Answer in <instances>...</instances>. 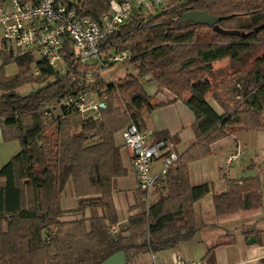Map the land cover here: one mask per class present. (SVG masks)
<instances>
[{
  "label": "trees",
  "instance_id": "1",
  "mask_svg": "<svg viewBox=\"0 0 264 264\" xmlns=\"http://www.w3.org/2000/svg\"><path fill=\"white\" fill-rule=\"evenodd\" d=\"M108 3L77 0L75 5L80 15L97 20ZM191 11L215 17L216 29L184 22ZM99 51L105 62L113 54L128 53L125 63L136 73L107 82L102 70L113 64L100 69L69 55L60 73L30 53L14 55L0 46L1 136L20 147L0 168V264H99L118 251L131 264L142 254L175 249L195 235L194 205L212 191L209 183L191 184L188 165L210 156L211 144L234 127L264 131V0H167L154 13L136 11ZM12 62L19 71L6 76L4 66ZM83 72L91 73L92 83ZM147 76L146 82L156 85L154 95L141 81ZM25 85L38 87L19 94ZM86 92L103 103L97 118L57 106ZM158 94L170 97L157 101ZM176 101L194 114L195 140L176 152V161L157 178L155 201L137 187L139 210L118 227L112 184L127 170L114 135L130 124L139 129L143 114ZM224 181L227 189L213 195L217 216L262 206L259 175ZM68 182L77 197L72 211L82 217L62 221L60 198ZM86 209L91 216H84ZM214 249H207L200 264H215Z\"/></svg>",
  "mask_w": 264,
  "mask_h": 264
},
{
  "label": "crops",
  "instance_id": "2",
  "mask_svg": "<svg viewBox=\"0 0 264 264\" xmlns=\"http://www.w3.org/2000/svg\"><path fill=\"white\" fill-rule=\"evenodd\" d=\"M119 74L121 76L123 72ZM149 79V76L144 78L145 82ZM144 88L149 95H154L157 90L153 81H148ZM161 96L164 98V94H158L156 100H165ZM207 101L217 113H221V109L212 99ZM194 120L193 112L181 101H176L151 113L143 114L139 129L145 133L149 141H155L159 135L166 134L171 137L169 141L173 143L175 151L181 154L195 140L192 131ZM114 143L119 148L122 165L127 170L125 176L114 179L112 184V198L118 215V227H124L128 218L139 210L135 206L137 180L131 168L130 152L123 145L119 132L114 135ZM18 149L20 148L16 141L12 143L2 141L0 130V168L19 151ZM210 149L212 151L210 156L188 165L191 184H210L216 181V187H213V191L209 194L208 205L202 208L200 205L202 199L194 205L197 231L192 239L195 238L199 244L198 256L190 251L189 254L181 252L180 246L185 243L182 242L169 253L163 251L156 254L145 253L138 256L131 264H173L177 256L187 264H197L212 246H215V264H260L264 259V242H257V239L264 241V131L234 127L229 136L211 144ZM250 166L254 167L251 170H254L255 175H259L261 180L262 206L253 210L217 216L213 207V195L227 189L224 177L239 178L241 174L250 171ZM153 167L158 170L161 165L156 162ZM156 197L157 193L153 188L149 196L150 201H155ZM76 206L77 197L72 183L68 182L60 198V207L65 211L61 220L80 219L82 214L72 211ZM98 212L100 213V210ZM84 216H91L89 209L85 210ZM251 238L254 241L249 242ZM199 255L201 258H198Z\"/></svg>",
  "mask_w": 264,
  "mask_h": 264
},
{
  "label": "built area",
  "instance_id": "3",
  "mask_svg": "<svg viewBox=\"0 0 264 264\" xmlns=\"http://www.w3.org/2000/svg\"><path fill=\"white\" fill-rule=\"evenodd\" d=\"M76 1L0 0L1 48L13 53L15 49L17 54L30 53L36 61H43L60 73L66 69L67 55L80 62L94 58L100 69L109 64H123L129 59L128 53L113 54L107 64L100 57V45L136 11L151 14L167 4V0H109L107 11L95 20L80 15ZM83 77L93 82L91 73L83 72ZM101 105L103 103H98L86 92L64 98L57 106H70L85 118H97ZM120 137L130 152L137 187L148 198L157 178L165 176L178 157L174 145L164 139L149 141L134 124L124 127ZM156 162L161 165L158 170L153 167ZM116 231V228L111 229L112 233ZM173 264L187 263L177 256Z\"/></svg>",
  "mask_w": 264,
  "mask_h": 264
},
{
  "label": "rangeland",
  "instance_id": "4",
  "mask_svg": "<svg viewBox=\"0 0 264 264\" xmlns=\"http://www.w3.org/2000/svg\"><path fill=\"white\" fill-rule=\"evenodd\" d=\"M65 2H73L74 0H64ZM1 33H2V31H1V27H0V36H1ZM0 46H1V42H0ZM14 49V48H13ZM17 54V52H16V50L14 49V55H16ZM97 60L96 59H94V58H92V59H88V60H86V61H84L83 63L84 64H88V65H92V64H94V63H97L96 62ZM102 61H104V60H102ZM100 62V61H99ZM98 62V63H99ZM106 63L108 64L109 62H107L106 61ZM99 65H100V63H99ZM100 67V66H99ZM18 71H19V68L17 67V65H16V63H14V62H12V63H9V64H7V65H5L4 66V72H5V74H6V76H14L15 74H17L18 73ZM123 72V75H121L120 76V72ZM136 70H135V68L133 67V66H131V65H128L127 63H123V64H114V65H112V67H110V68H108V70L107 71H104V70H102V78L103 79H105L107 82H113V81H116L118 78H122V77H124V74H127V73H132V72H135ZM141 81L143 82V85L145 86V85H147V82H145V80L144 79H141ZM38 87V85H25V86H23V87H21V88H19L18 89V93L19 94H21V95H25V94H28V93H30L31 91H33V89H36ZM146 89H147V87H146ZM162 98H163V96H161ZM161 97H159L160 99H162ZM170 97V95L169 94H164V98L165 99H167V98H169ZM163 98V99H164ZM93 99L95 100V101H99V100H97L98 98L97 97H93ZM119 102H117V104H118ZM123 129V128H122ZM122 129L120 130V131H122ZM234 129V128H233ZM232 129V130H233ZM120 131H119V133H120ZM232 132V131H231ZM12 142H14V141H10V142H4V143H12ZM16 144L18 145V147H19V144H18V142L16 141ZM20 148V147H19ZM19 150V149H18ZM17 152V151H16ZM15 154V153H14ZM13 156V155H12ZM11 156V157H12ZM11 157H10V159H11ZM10 159H8V160H10ZM201 160V159H200ZM216 181H214V182H212V183H210L211 185H212V191H213V187L215 188L216 187V183H215ZM156 190V189H155ZM211 191V192H212ZM209 199H210V196H209V194H207L206 196H204L203 198H202V200H201V206H202V208H205L207 205H208V201H209ZM194 237V236H193ZM192 237V238H193ZM190 239V240H188V241H185V243L183 244V245H181L180 246V249H181V252H185V253H187V254H189V251L191 252V253H193V254H195V256H198L197 254L199 253V250H198V245L199 244H197V242H196V239L194 238V239ZM184 249V250H183ZM171 251V249H167V250H163V252H166V253H169ZM162 252V251H161ZM170 256V255H169ZM198 258H201V255H199V257Z\"/></svg>",
  "mask_w": 264,
  "mask_h": 264
},
{
  "label": "water",
  "instance_id": "5",
  "mask_svg": "<svg viewBox=\"0 0 264 264\" xmlns=\"http://www.w3.org/2000/svg\"><path fill=\"white\" fill-rule=\"evenodd\" d=\"M183 20L184 22H192V23H196V24H206L209 26H214V28L216 29L215 23H216V18L209 15L206 12H199V11H191L188 12L186 14H184L183 16ZM103 105H101L102 107ZM255 176V171L254 170H250L247 171L243 174H241L239 176V178H246V177H253ZM254 241V239H249V242ZM99 264H126L125 261V255L123 251H118L114 254H112L111 256H109L108 258H106L105 260H103L101 263ZM161 264V263H159Z\"/></svg>",
  "mask_w": 264,
  "mask_h": 264
}]
</instances>
